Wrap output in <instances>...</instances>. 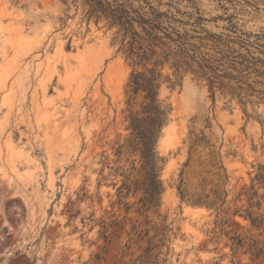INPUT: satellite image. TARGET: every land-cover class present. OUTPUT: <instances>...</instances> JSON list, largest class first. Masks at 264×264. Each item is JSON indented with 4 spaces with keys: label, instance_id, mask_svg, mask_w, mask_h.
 I'll return each mask as SVG.
<instances>
[{
    "label": "rangeland",
    "instance_id": "1",
    "mask_svg": "<svg viewBox=\"0 0 264 264\" xmlns=\"http://www.w3.org/2000/svg\"><path fill=\"white\" fill-rule=\"evenodd\" d=\"M184 5L264 33V0ZM225 25L205 23L213 32ZM111 37L70 0H0V264H264V103L213 101L202 81L168 71L159 96L170 113L157 143L164 191L160 216L146 222L136 206L117 203L106 176L127 133L131 70ZM201 131L207 144L194 146L183 167ZM182 170L187 193L201 179L206 192H226L221 210L180 200ZM246 209L259 226L240 215Z\"/></svg>",
    "mask_w": 264,
    "mask_h": 264
},
{
    "label": "trees",
    "instance_id": "2",
    "mask_svg": "<svg viewBox=\"0 0 264 264\" xmlns=\"http://www.w3.org/2000/svg\"><path fill=\"white\" fill-rule=\"evenodd\" d=\"M70 1L87 20L102 21L112 31L111 44L131 68L124 86L127 133L114 149L115 159L107 166L106 176H113L117 203L127 209L136 206L134 211L149 222V214L160 216L164 191L160 178L164 157L157 143L170 113V105L159 96L162 84L170 80L168 71L179 80L190 74L202 81L213 101L220 94L242 106L264 103V33L239 28L232 16L211 18L227 22L223 31L213 32L205 27L210 20L198 7L181 8L184 0ZM202 142L207 144L201 131L191 140L183 167L190 164L192 148ZM182 174L183 170L177 186L181 201L221 210L226 192L223 196L218 189L206 192L201 179L199 191L189 194L181 187ZM257 177L264 179V166ZM129 198H134L131 204ZM244 212L242 217L259 226V214L249 209ZM234 214L239 213L234 210ZM164 229L171 231L167 226ZM231 239L241 246L240 237ZM252 250L255 256L261 253L257 247Z\"/></svg>",
    "mask_w": 264,
    "mask_h": 264
},
{
    "label": "bare ground",
    "instance_id": "3",
    "mask_svg": "<svg viewBox=\"0 0 264 264\" xmlns=\"http://www.w3.org/2000/svg\"><path fill=\"white\" fill-rule=\"evenodd\" d=\"M186 209H187L186 211L190 212L191 214H197V213L205 211V209L203 207H190V206H188Z\"/></svg>",
    "mask_w": 264,
    "mask_h": 264
}]
</instances>
